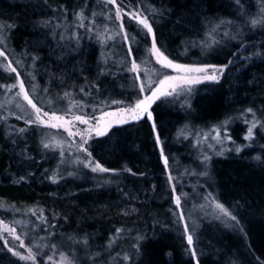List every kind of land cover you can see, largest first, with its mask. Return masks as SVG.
I'll use <instances>...</instances> for the list:
<instances>
[{
	"label": "trees",
	"instance_id": "16d2710c",
	"mask_svg": "<svg viewBox=\"0 0 264 264\" xmlns=\"http://www.w3.org/2000/svg\"><path fill=\"white\" fill-rule=\"evenodd\" d=\"M241 3L251 17L264 10V0H241ZM196 4L200 6L196 7ZM61 5L68 9L67 23L70 25L75 22L73 12L81 9L87 17L85 25L91 21L94 11L97 13L94 27L106 24L101 14L104 5L98 0H0V26L15 25L14 28H6L7 33H4L12 54L10 58L15 62L21 60L18 68L20 77L30 91L32 85H35L38 99L54 107L67 101L64 99L61 102L65 91L71 93L69 97L75 96V99L86 102V97L78 93V87L85 85L83 77H87L89 82L96 80L101 86L105 85L108 90L105 97L123 99L133 90V85L126 79L128 74L120 70V66L126 63L124 49L120 56H112L103 64L100 61L102 41L95 32H92L89 40L80 36L82 44L78 47L75 44L67 46L65 40L59 38L63 29H56L53 35L52 29L39 23L41 20L55 21L59 12L54 10ZM151 5L158 9L172 10L171 14L165 12L158 16L159 23L154 26L179 62L204 59L200 48L189 42L203 39L206 29L210 28V22L220 18L236 21L231 31L236 32L242 28L243 39L248 42L237 52L239 38L232 40L223 51L207 57L208 62L223 63L231 58L227 53L236 52L239 63L227 69L219 84L200 85L191 96V108L182 106V102L173 101L163 103L156 109L164 153L170 163L175 165L174 173H179L177 166L186 157L190 158L187 164L196 160L197 165L201 164L199 168L204 170L191 138L181 132L207 128L223 120L226 115L235 117L237 109L249 106L259 109L264 105V30L257 27L249 31L250 25L244 24L239 18L233 0H142L140 3L142 9ZM181 17L182 20H179ZM69 32L71 36V31L66 33ZM254 51H259L261 55L247 61L243 59ZM32 53L39 57L34 63L30 55ZM105 66L108 72L98 75L100 67ZM109 72L116 74L110 75ZM32 75H35V80L30 83ZM113 76H117L114 82L110 79ZM13 82L0 75V97L2 85ZM44 88H47V92L41 91ZM114 89L117 92L114 93ZM257 115H260L259 111ZM21 127H25V120L8 116L5 121L3 108L0 107V202H5L6 207L0 209L2 218L10 220L14 216H23L28 209H40L47 221L56 225L53 231L57 236L51 239L53 242L62 240L64 244L70 240L69 237H82L86 233L94 251L100 250L95 246L104 245L115 228L124 227L131 231L118 242L120 248H130L137 233L145 238L141 241L144 254L138 264H194L187 252L189 246L186 235H182V225L177 226L175 223L173 212L176 209L165 174L168 170L154 137L149 135V125L140 123L134 127L121 126L122 130L117 131L110 141L99 146L103 149L101 162L106 167H127L135 173H144L143 176H133L122 172L118 182L111 184L104 183V179L100 184L97 183V176L88 171L84 174L87 176L86 182H79L75 176L64 173L61 174L65 178L59 183L45 179L44 170L57 168L59 156L39 146L42 137L39 129L33 131L35 126L29 125L28 131L18 137L14 129ZM231 129L238 144L247 126L241 119H235ZM254 141L251 147H246L240 153L231 151L225 157L213 159L209 165L208 184L197 187L196 199H200L202 193L211 191L218 194L222 202L239 201L243 204L245 207L241 214L247 231L245 240L242 234L220 221L199 216L195 224L194 246L200 264H244L250 258L247 254L248 245L256 250L257 255L264 249V167L252 159L257 154L264 157V151L261 150L264 147V136L257 131ZM25 146L27 154L33 158L31 162H24L26 171L33 175L18 182L17 176L25 175V171L17 167L18 155ZM187 179L185 183H195V177ZM189 185L192 184L187 183L185 187L183 184L177 185L178 193L182 189L188 193V198L183 199L186 221V216L195 208L189 201L190 198L195 199L193 188ZM124 192L129 195L125 196ZM133 208L135 211H131ZM53 215L58 218L54 220ZM65 216L67 220L63 219ZM187 223L189 232H192L193 224ZM39 236L49 240L43 221L35 236L41 242ZM2 246L3 238H0V264H17L19 258L6 252ZM39 260L43 264V260ZM20 264L28 262L21 261Z\"/></svg>",
	"mask_w": 264,
	"mask_h": 264
},
{
	"label": "snow or ice",
	"instance_id": "6c2138e0",
	"mask_svg": "<svg viewBox=\"0 0 264 264\" xmlns=\"http://www.w3.org/2000/svg\"><path fill=\"white\" fill-rule=\"evenodd\" d=\"M141 2L142 0H136L135 3L134 0H119V3L117 0H103L104 11L101 14L106 20V24L104 25L105 30H108V25H111L113 44L115 45L118 40L119 46L124 49L126 63L120 66V70L128 74L126 79L133 85V90L124 96L123 99L119 100L105 97L104 92L107 89H102L101 83L96 80L89 82L87 77H83L85 85L78 87V93L83 94L89 103L81 100L77 106L72 101L60 109L51 104H45L43 99L34 100L29 94V90L26 89L24 80L20 79V72L18 71L20 61H16V66L13 65V59L9 58L11 53L7 51L5 37L0 35V45H3L0 46V58H3V63L0 64V75L7 74L3 75V78L14 81L10 84H3L2 88L7 91L16 90L15 96L22 97L28 106L22 109V111L26 112V117L23 115L18 117V119L25 120V127L14 129V132L18 137H22L28 131L29 125L35 126L33 131L39 129L42 137L39 146L44 150H48L54 142L52 139L46 141L43 137L48 135L52 129H62L67 138V150L75 153V159L72 161L75 170L66 172L67 176H77L80 172L86 170L98 176L110 173L112 175L104 179V183L108 184L117 183L122 172L130 173L133 176H143L144 173H135L131 168L127 167L122 169L106 167L105 163L101 162L103 159V149L99 147L110 141L117 131L122 130L121 126L134 127L140 123L149 125V135L154 137L155 144L159 148V154L163 157L164 166L168 169L169 160L168 156L164 155L165 146L161 139V132L158 130L156 109L161 104L172 103L178 98L184 99V105L182 106L191 108L189 100L197 85L204 84L205 82L219 84L222 78H224L225 70L239 63L236 52L227 53L231 58L226 59V62L223 63L208 62L207 57L212 53L223 51L227 47L228 42L232 40L239 38L240 44L237 52L248 43L243 39L242 28L236 32L231 31L236 25V21L220 18L217 21L210 22V28L206 29L203 39L198 42H189L190 45L195 43L200 48L204 59L187 63L179 62L177 58L173 57L172 51L166 47L162 34H158V29L154 26L159 23L158 16H162L165 12L171 14L172 10L158 9L154 5L142 9L140 7ZM233 2L239 18L244 21V24L250 25L249 31L257 27L264 30V10H261L257 16L251 17L244 11L241 0H233ZM199 6V4H196V7ZM54 11L59 12V17L55 21L41 20L39 23L52 29L53 35H55L56 29H63L59 36L61 40L66 38L64 32H68L69 28H71V36L76 38L78 47L80 34L76 29L83 28L86 33L94 30L97 16L95 11L92 13V19L87 25L84 23L87 17H85L83 9L79 12H73L75 22L71 25L67 23L68 9L66 7L61 5L59 9ZM178 19L182 20V17ZM3 27L14 28L15 25H3ZM252 47L255 48V44ZM75 50L73 49V51ZM30 55L33 63L39 59L34 53ZM260 55L259 51H254L248 56L243 57V59L247 61ZM142 64L145 65L143 71L141 69ZM149 65H151L152 70L157 74L156 79H153L152 75H150ZM106 72H108L106 66L100 67L98 75H103ZM108 74L115 75L116 73L109 72ZM34 80L35 75H32L30 83ZM73 87L75 88L76 86ZM85 87L88 88L87 92H85ZM32 91H37L34 84L32 85ZM41 91L47 92V88L41 89ZM70 95L71 93L68 91L63 92L61 102ZM158 101H160L159 104L157 103ZM74 107H78V111L72 110ZM46 108L47 110H45ZM235 111L237 112V116L226 115L223 120L211 125L207 132H197L195 134L198 137L196 144L199 145L201 138L205 141L210 140L211 143H208L207 147L216 150V155L222 156L225 154V151L240 153L246 147H251L255 143L254 137L257 131L264 136V105H261L259 109L249 106ZM258 111L260 113L259 116L257 115ZM10 115H15V113H10ZM235 119H241L247 126L244 137L248 142L247 144H236L233 139L229 125ZM6 120L7 117H5ZM101 137L104 139H95ZM229 142L234 147L228 148ZM13 143H15V139H13ZM55 145L61 147L58 141L55 142ZM261 150L264 151V147ZM93 153H96V155H93ZM58 155L60 157L59 163H64L65 150L63 148H61ZM97 156H100V158L98 159ZM201 158L205 164V170L200 172L199 175L207 177L209 176L207 162L211 160V157L206 153H202ZM32 159L27 154V147L25 146L18 155L19 162L17 164L18 168L25 171V175L17 176L18 182L33 175V173L26 171L27 166L24 163L25 161L31 162ZM252 159L259 161L261 166L264 167V157L257 154ZM58 169L59 164L57 168L51 171L45 169V179L53 183H59L65 176ZM49 171L50 174H48ZM165 174L176 209L173 212L175 223L177 226L182 225V235H186L187 245L189 246L187 248L189 257L192 258L194 264H200V260L197 258V249L194 246L196 225L194 222L193 231L189 232V224L185 220V213L181 207L182 197L187 198L188 193H178L177 184L180 182L179 175L173 177L170 169ZM174 180L176 182H173ZM124 195L128 196L129 193L124 192ZM201 196L204 204L200 205V208L203 210L205 206L207 207L208 211L204 213L206 216H210L225 224L226 227L239 232L247 240V231L241 214L242 209L245 207L243 204L239 201L235 203L231 201L227 203L222 202L218 194H214L211 191L202 193ZM131 211H135V209L133 208ZM33 215H35V212H33ZM37 218L43 220L44 230L47 232L49 239L55 238L57 233L53 230L56 228V225L49 223L44 217ZM57 218V216L53 215L54 220ZM63 219L67 220V217L65 216ZM2 223L3 221H0V224ZM15 231V228L8 227L6 233L0 234V238H3L2 247L4 250L19 258L17 264H20L21 261L28 262V264H40V261L37 260L38 256L41 260L46 259L48 264H53L56 253L59 254L58 264H117V262L118 264H138L139 258L144 254L141 251V241L145 238L140 233H137L135 242L131 244L130 248H120L118 242L122 241L123 236H126L131 231L124 227L115 228L104 245H96L95 247L99 248V251L93 250V245L89 244V236L86 233L82 237H69L73 246L67 252L60 250L63 245H58L54 242L36 243L30 239L32 246H26L21 241L20 236L16 235L15 241L18 242L16 247H27V254L16 250V247L8 246V234H13ZM33 248H35V251ZM117 248L120 250L117 251ZM45 249H48V251H45ZM80 251L84 253L83 256L79 254ZM247 254L250 258L246 259L244 264H264V258H262L264 257V249H261L260 255H257L256 250L248 245Z\"/></svg>",
	"mask_w": 264,
	"mask_h": 264
},
{
	"label": "rangeland",
	"instance_id": "374dc122",
	"mask_svg": "<svg viewBox=\"0 0 264 264\" xmlns=\"http://www.w3.org/2000/svg\"><path fill=\"white\" fill-rule=\"evenodd\" d=\"M98 1L103 4V0H98ZM104 25H105V23L100 25V26L94 27V30L92 32H95L98 35L100 41H102V43H101L102 45H100L101 48H102L100 61L103 64H106L109 61V59L112 58V56H113V58L115 56H120V54L123 52V48L119 46V42H116V44L114 45L112 38L109 37L111 35L112 26L108 25V30H105ZM6 30H7L6 28H4L3 26H0V35H3L5 37V44H6V47H7V51L9 53H11L10 52V47H8V45L6 43V39H7V35L5 34V33H7ZM69 31H71V28H69ZM76 31L79 32L80 36H83L84 38L87 37L86 40H89L90 37L92 36V32L86 33L85 29H83V28H77ZM64 35L66 37L64 40H65V43H66L67 46H73V44H75L77 46L76 38L70 36V32L69 33L64 32ZM7 41H8V39H7ZM81 44H82V41L79 38L78 46L81 45ZM0 46H3V45H0ZM12 58H13V56H12ZM2 63H3V58H0V64H2ZM13 65L16 66V62L15 61H13ZM144 67H145V65L142 64L141 65L142 71H143ZM148 67H149L150 75H152L153 79H156L157 78V74L152 70L151 65H149ZM226 71L227 70H225V73H226ZM3 75H7V74H3ZM116 78H117V76H116ZM116 78H115V76H113L110 79H111L112 82H114V81H116ZM141 78L143 79V77H141ZM20 79H22V78L20 77ZM209 83H211V82H205L204 84H201V85H205V84H209ZM25 86H26V84H25ZM199 86L200 85H197L195 87V91H197ZM101 87H102V89L106 88L105 85L101 86ZM26 89L29 90V87L26 86ZM38 90H39V88H38ZM117 90H118V88H117ZM117 90L114 89L113 92L115 93V91L117 92ZM15 91L16 90L7 91V90H4L2 88L1 97H0V107L3 108L4 115L7 118H8V116L9 117H17L18 118L19 116H22V115L26 117V112L22 111V109H25L26 107H28L27 106V102L23 101L22 97L15 96ZM87 91H88V88H85V92H87ZM107 91L104 92V96L107 95L106 94V93H108ZM194 92H193V95H194ZM35 93L36 92H33V91L29 90V94L33 97L34 100H37L38 99V97L36 96L37 93L36 94ZM202 93L203 92H201L200 94H202ZM35 97H37V98H35ZM191 99L192 98H190L189 103L192 102ZM72 101H74L75 104L78 106L80 101H81V99H78V98L75 99V96L68 97L67 101H65V103H60L59 105L56 104V107L62 109L69 102H72ZM180 102L184 103V99L183 98H178L176 101H174V103H180ZM44 103L48 104V102H46V101H44ZM85 103H89L87 98H86V102ZM17 105H19V107H17ZM45 110H47V108ZM72 110L78 111V107H74ZM10 113H15V115H10ZM210 126L207 127V128H203V129H197V130L193 129V131L189 130L186 133L185 132H181V134L183 133L186 136L191 138V142L193 144V147L195 148V150L197 152V157H199V163H202V165L205 167V164H204V162L202 161V158H201L202 157V153H206L208 156L211 157V160L207 162V167H208L207 171L208 172H209L210 162L213 159L219 158V157H225V156L229 155V153L231 152V151H225V154L222 155V156L221 155H216L215 154L216 150L209 149L207 147V144L211 143V141L210 140L209 141H205L202 138L200 139L199 145L196 144V140H197L198 137L195 134L197 132H201V131L207 132L208 129L210 128ZM231 126H232V124L229 125V130H230L231 134L233 135V131L231 129ZM84 127H86V126H84ZM245 134H246V131L241 134L240 137H241L242 141L239 142L240 144H247L248 143L245 140V138H244ZM44 139L46 141L48 139H52L53 140L54 143H53L52 146H50L49 150L57 153V155H58L59 151H61V148H63L65 150L64 163H62V164L59 163L60 157L56 161V165L59 164V169H58L59 172L60 173H64L66 175V172L74 171L75 167L72 164V161L75 159V153L70 152V151L67 150V144H66V139L67 138H66V134L63 133V130L62 129L61 130L52 129V130L49 131L48 135H46L44 137ZM233 139L235 140L234 136H233ZM57 141L60 142L61 147H57L55 145V142H57ZM227 147L231 148V147H234V145H232L231 142H229ZM164 155H165V153H164ZM189 159H190L189 157H186V158H184V160H182V161L180 160V163L177 166V168L179 170V173H174L173 168H175V165L173 163L171 164L170 161H169V165H168V169L167 170L170 169L172 171L173 177H176L177 175L180 176V182L178 184H183L184 187L187 185V183L192 184V185H189V186L193 188V193L195 195V199L194 198H190L189 201L191 202L192 206H194L196 209L193 208L194 209L193 212H191V214L189 216L187 215L186 218H187V221L190 222V224L191 223L193 224L194 222L196 224V222H197L196 220L198 219V217L201 216V215L206 216L204 213H205V211H208L206 206H205V209H203V210L200 208V205L204 204V200L202 199V197L200 199H196V197H198V193H197L198 189H197V187L199 188L200 186L208 184L207 183V179L209 178V176L205 177V176L199 175V173L204 171L205 169L204 168H203L204 170L200 169L199 167L201 166V164L197 165L196 164V160H194L191 163L187 164L186 161H188ZM162 161H163V157H162ZM85 173H87V170L84 171V172H80L77 176H75L79 182H86L87 176L84 175ZM95 175L97 176V180H98L97 183L100 184V182H102L103 179H105L107 177H110L112 174L108 173V174H104L103 176H98L97 174H95ZM187 177H195V183H193L192 181L185 183L186 180L187 181L189 180V179H187ZM173 182H176V181L174 180ZM177 191H178V188H177ZM181 191L185 192V190H183V189ZM185 193H187V192H185ZM183 199H184V197H182V205H181L182 208H183ZM4 203L5 202H0V209L1 208L2 209L6 208ZM33 212H35V215H33ZM44 216L45 215H44L43 211L40 210V209H37V208L28 209V210H26L24 212L23 216H20V217H15L14 216L10 220H6V219L2 218L1 215H0V221H3V223L0 224V234L6 233L8 227L15 228V230H16L15 233L8 234V246L9 247H16V245L18 244V242L15 241V236L16 235L20 236L21 241H23L24 245H26V246H32V244H30V239L35 241L36 243H42V239L44 237L43 236H39V240H41V242H39L38 240H36L37 238H35V236H36V232H38L39 226L42 224V221H43L41 219H38L37 217H44ZM206 217H210V216H206ZM43 240H44L43 243H52L53 242L50 239L49 240L48 239H43ZM61 241L62 240H59V241H56L54 243H57L58 245H63V247L60 249L62 251L67 252L68 249L73 246L71 240H67L66 241L67 243L65 242L64 244ZM16 250L21 251L24 254H27V247H23V248L16 247ZM33 250L35 251V248H33ZM77 251H79V249H77ZM79 254L81 256L84 255V253L82 251H80ZM39 258L40 257L38 256L37 257L38 261H40ZM58 260H59V254L56 253L54 255L53 264H58ZM40 264H42V261H40ZM43 264H48L46 259L43 260Z\"/></svg>",
	"mask_w": 264,
	"mask_h": 264
}]
</instances>
